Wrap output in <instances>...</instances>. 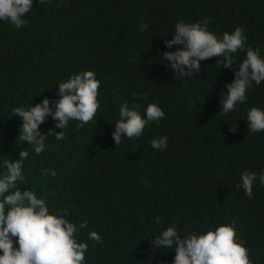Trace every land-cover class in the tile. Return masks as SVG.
Here are the masks:
<instances>
[{"label": "trees", "instance_id": "trees-1", "mask_svg": "<svg viewBox=\"0 0 264 264\" xmlns=\"http://www.w3.org/2000/svg\"><path fill=\"white\" fill-rule=\"evenodd\" d=\"M25 19L19 29L0 20V174L4 160L29 152L21 188L43 197L50 212L67 209L70 222L87 220L77 237L88 244L85 264H172L174 249H154L168 226L175 223L183 238L233 220L253 264H264V185L257 178L251 198L236 186L246 169L257 177L264 170V131L248 132L246 121L251 107L264 109V82L234 111L218 114L245 50L234 54L233 70L212 57L186 76L162 58L182 47L165 46L179 21L204 19L218 37L242 26L245 48L264 57V0H33ZM141 23L148 24L143 33ZM85 70L100 81L96 120L83 127L69 121L65 138L46 135L36 154L19 139L22 121L13 110L59 99L58 84ZM124 102L141 114L156 103L165 116L116 146L112 132ZM39 128L62 131L51 117ZM160 136L167 148L153 149ZM90 231L102 241L89 240Z\"/></svg>", "mask_w": 264, "mask_h": 264}, {"label": "clouds", "instance_id": "clouds-1", "mask_svg": "<svg viewBox=\"0 0 264 264\" xmlns=\"http://www.w3.org/2000/svg\"><path fill=\"white\" fill-rule=\"evenodd\" d=\"M47 2L38 0L39 4ZM32 8L33 0H0V20L10 22L19 29L26 26L25 17ZM208 23L207 19L192 23L179 21L175 25L174 35L165 40V46L182 47L164 52L162 58L169 62L167 66L173 73L186 76L199 72L201 61L212 57H222L216 62L233 70L234 54L245 50V58L238 70L234 71V79L225 84L227 91H221L218 114H228L235 110L237 104L246 100V93L253 84L264 82V57L258 48H245L247 37L242 26L218 37L209 30ZM147 28V23H141L139 30L143 33ZM99 86L100 81L95 72L85 70L58 84L59 99L45 97L31 107H16L13 115L22 121L19 139L31 146L36 154H40L45 148L46 135L54 136L56 140L65 138L64 131L69 121H79L78 126L83 127L96 120L100 107ZM164 116V111L156 103L148 104L143 114L138 106L130 108L126 102L122 103L119 106L120 119L114 123L112 132L115 145L121 143L122 137H140L150 122H159ZM48 117L62 131L49 129L47 133H42L39 126ZM246 121L248 132L255 134L264 131V109L251 107L247 111ZM237 128L236 121H232L229 132L235 133ZM150 143L153 149L164 150L168 138L160 136ZM28 156V151L20 150L18 159L3 161L5 171L0 174V264H85L88 244L77 237L80 230L87 227V220L79 224L70 222L66 218L69 215L67 209L50 212L43 197L38 198L27 187L21 188L20 182L25 179L23 162ZM42 174L56 176V172L51 169H44ZM257 178L264 185V170L257 177V173L246 169L240 174L241 182L236 186L251 198ZM156 221H160L159 216ZM13 238L18 246L14 245ZM88 239L102 241L96 231H90ZM245 245V241L237 236L235 220L219 224L214 230L209 228L199 233L191 232L183 238L173 223L154 241V249L175 250L172 264H253Z\"/></svg>", "mask_w": 264, "mask_h": 264}]
</instances>
